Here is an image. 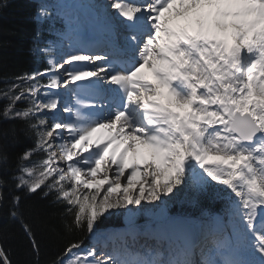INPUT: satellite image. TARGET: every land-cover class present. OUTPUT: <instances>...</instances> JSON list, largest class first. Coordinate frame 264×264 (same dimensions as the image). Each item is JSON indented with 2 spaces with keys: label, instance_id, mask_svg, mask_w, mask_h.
<instances>
[{
  "label": "snow or ice",
  "instance_id": "1",
  "mask_svg": "<svg viewBox=\"0 0 264 264\" xmlns=\"http://www.w3.org/2000/svg\"><path fill=\"white\" fill-rule=\"evenodd\" d=\"M96 12L101 39L73 26L37 45L41 70L0 89V122L22 125L0 127V203L23 136L32 143L10 179L61 205L69 232L99 240L108 217L162 210L185 189H215L225 204L204 225L211 246L193 237L183 258L77 239L52 264H264V0H107ZM36 16L56 10L41 4ZM11 201L38 254L22 197ZM0 264H12L3 246Z\"/></svg>",
  "mask_w": 264,
  "mask_h": 264
},
{
  "label": "trees",
  "instance_id": "2",
  "mask_svg": "<svg viewBox=\"0 0 264 264\" xmlns=\"http://www.w3.org/2000/svg\"><path fill=\"white\" fill-rule=\"evenodd\" d=\"M38 7L39 4L33 0H7L6 6L0 9V89L6 87L5 81L31 71L35 63H42L35 55V45L44 44L52 33L47 25L36 19ZM5 103L6 101L0 100V110ZM21 126L19 122H0V127ZM31 143V140L21 136L20 141L10 150L11 158L6 169L9 179L2 189L5 199L0 203V246L7 250L12 264H52L69 242L85 240L87 236L65 229L62 216L64 209L61 205L53 204L51 198H45L43 193L27 194L15 189L10 178L15 175L16 156ZM41 158L40 154L32 157L34 162H39ZM4 173L5 169L0 168V177ZM12 195L22 197L21 212L25 222L32 225L35 239L39 242L38 254L33 252L30 239L20 222L10 216ZM196 199L198 208L202 210L215 207L219 196L215 189H209L205 194L196 196ZM184 210L191 211L189 207ZM108 218L118 220L116 215Z\"/></svg>",
  "mask_w": 264,
  "mask_h": 264
},
{
  "label": "bare ground",
  "instance_id": "3",
  "mask_svg": "<svg viewBox=\"0 0 264 264\" xmlns=\"http://www.w3.org/2000/svg\"><path fill=\"white\" fill-rule=\"evenodd\" d=\"M83 0H51V4L57 5L61 12L64 14V16L67 18L69 23L70 29L73 26H76L79 31L82 33L83 37L85 39H89V37L95 35V33L98 34V30L100 29V26L97 22V12L96 8L100 7L102 4L107 3V0H87L88 3L82 2ZM69 29V30H70ZM91 40H99V39H91ZM67 41L65 42V44ZM42 62V61H41ZM145 72H148V69H145ZM149 78L154 79L152 77L151 73L148 72ZM97 136H106V132L97 133ZM129 163H131V158H129ZM139 163L141 164V168H143V161L140 160ZM130 172V169H126V175ZM142 176L139 179H135L137 181L141 180ZM148 209L150 210V216L156 220V225H154L152 228L154 230V233L156 234V241L147 242L145 241L144 244L140 247L138 252L144 253V252H154L159 253L162 257V250L167 249V247H164L163 244L166 242L165 240L169 239L170 237L174 239V241L168 246V252L165 253V255L162 257L164 259H177L180 258V252L182 248L185 246L183 243H187L192 239V235L199 229L201 232L198 234V236H195L196 242L198 244L204 243V238L200 239L201 235L204 234V225L193 224L190 220L186 218H175L171 216L168 213V207L167 204L162 206V210L158 208L155 210L151 207V205L148 206ZM134 215V214H133ZM133 215L129 216L127 214L126 221L129 223L130 220H132ZM221 216V215H217ZM216 217V216H215ZM205 220L204 217L200 219L202 222ZM135 221V220H134ZM134 223V222H133ZM132 224V223H131ZM131 224H127L126 227H124L123 231H121L122 236L126 235V240L130 239L132 242H125L124 245H127L130 250L137 251L135 245H136V238L140 236H146L148 232L150 233L151 229L146 233L145 230H140L137 225H133L136 228H133ZM140 230V232L138 230ZM104 230H99V239L100 241L106 238V232H103ZM178 237L180 241L176 238ZM100 241L93 239V243H100ZM153 243H155L156 247L153 248ZM122 246V243H119ZM135 244V245H134ZM211 245V244H210ZM102 247H106V244L104 245L103 242H101ZM189 247V246H188ZM170 249V250H169ZM180 249V250H179ZM156 250V251H155ZM200 257H203L201 255V249L198 248V255L197 259Z\"/></svg>",
  "mask_w": 264,
  "mask_h": 264
},
{
  "label": "rangeland",
  "instance_id": "4",
  "mask_svg": "<svg viewBox=\"0 0 264 264\" xmlns=\"http://www.w3.org/2000/svg\"><path fill=\"white\" fill-rule=\"evenodd\" d=\"M86 1V3H88L87 2V0H85ZM84 0L82 1V2H85ZM48 7H50V8H52V9H55L56 10V17H63V18H65V16L63 15V13L61 12V10H60V8L56 5V6H51V5H49ZM67 18H65V20H66ZM67 22V21H66ZM67 25H68V23H67ZM68 29H69V25H68ZM66 41H64V43H65ZM142 169V168H141ZM141 177V173L140 172H138V174L136 175V177H134V179H139ZM149 206V205H148ZM148 206H146V207H148ZM170 206H171V208H173V207H175V208H180L181 207V210H184V208L185 207H189L191 210H193V211H197L199 208H198V204H197V199H196V196H194L193 195V193H192V191L191 190H189V189H185L183 192H181V193H178L177 194V196L176 197H174L171 201H168L167 202V207H168V210H169V208H170ZM158 208H156L155 210H157ZM184 211H187V210H184ZM148 213H149V211L146 209V210H144V211H137V214H138V220H137V216H136V212L134 213V215H133V218H132V220H130L129 221V223H127V221H125V219H123V226H125V224H126V226H127V224H131V226L133 227V228H136L135 226H133L134 225V220H135V224H137V225H141V221L139 220V218L140 217H144L145 218V220H144V224L145 225H150L151 223V226L150 227H148L149 229H151V232H153L154 233V230H153V226L154 225H156L155 223H156V220L155 219H153L151 216H150V214H149V217H148ZM124 215V217L126 218L127 217V214H123ZM151 218V219H150ZM187 219V218H186ZM137 220V221H136ZM189 220V219H188ZM125 226V227H126ZM100 229H103L104 231H111V232H114V231H116V229H114V228H110L109 226H106V227H102V228H100ZM119 229H121V228H119ZM149 229H147L145 232L147 233L148 231H149ZM135 230H138V229H135ZM139 232H140V230H138ZM106 235H107V233H106ZM147 236V235H146ZM204 238V234L203 235H201V237H200V239H203ZM163 246L164 247H167L165 244H163Z\"/></svg>",
  "mask_w": 264,
  "mask_h": 264
},
{
  "label": "water",
  "instance_id": "5",
  "mask_svg": "<svg viewBox=\"0 0 264 264\" xmlns=\"http://www.w3.org/2000/svg\"><path fill=\"white\" fill-rule=\"evenodd\" d=\"M173 209H175V210H180V209H181V207H180V208H175V207H173Z\"/></svg>",
  "mask_w": 264,
  "mask_h": 264
}]
</instances>
